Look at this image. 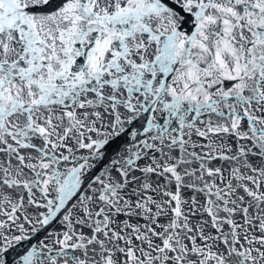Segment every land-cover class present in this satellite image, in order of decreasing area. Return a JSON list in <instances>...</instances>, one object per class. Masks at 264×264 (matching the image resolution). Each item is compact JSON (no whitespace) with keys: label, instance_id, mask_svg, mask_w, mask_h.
Instances as JSON below:
<instances>
[{"label":"snow or ice","instance_id":"1","mask_svg":"<svg viewBox=\"0 0 264 264\" xmlns=\"http://www.w3.org/2000/svg\"><path fill=\"white\" fill-rule=\"evenodd\" d=\"M0 264H264V0H0Z\"/></svg>","mask_w":264,"mask_h":264}]
</instances>
